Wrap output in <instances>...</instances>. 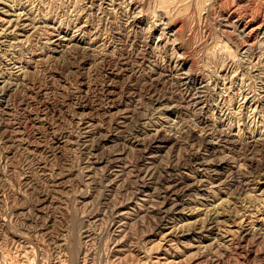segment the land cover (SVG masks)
Returning <instances> with one entry per match:
<instances>
[{
	"label": "rangeland",
	"instance_id": "1",
	"mask_svg": "<svg viewBox=\"0 0 264 264\" xmlns=\"http://www.w3.org/2000/svg\"><path fill=\"white\" fill-rule=\"evenodd\" d=\"M262 20L0 0V264H264Z\"/></svg>",
	"mask_w": 264,
	"mask_h": 264
},
{
	"label": "bare ground",
	"instance_id": "2",
	"mask_svg": "<svg viewBox=\"0 0 264 264\" xmlns=\"http://www.w3.org/2000/svg\"><path fill=\"white\" fill-rule=\"evenodd\" d=\"M234 13V12H233ZM237 12H235V15H237L236 14ZM17 14V13H16ZM251 15V14H250ZM241 17H243V16H241ZM258 17V16H257ZM256 17V18H257ZM237 18V17H236ZM235 18V19H236ZM239 18V17H238ZM251 18V17H250ZM255 18V17H254ZM254 18H252V19H254ZM244 19V18H243ZM237 20V19H236ZM258 20H260V19H258ZM262 22V27L264 28V20H262L261 21ZM260 23V22H259ZM232 25V24H231ZM259 25V24H258ZM237 26V25H236ZM239 26V25H238ZM242 26V25H241ZM240 26V27H241ZM243 27V32L247 35V37L248 38H251V36H252V29L250 30V28H251V25L250 24H248V22L246 21L245 23H244V25L242 26ZM258 27V26H257ZM253 30H255V29H253ZM264 31V30H263ZM263 34V33H262ZM258 35V34H257ZM261 37V36H260ZM177 65V64H176ZM189 72V71H188ZM184 73V72H183ZM185 74V73H184ZM2 75V74H1ZM186 75H187V73H186ZM189 76V75H188ZM183 78V77H182ZM188 78V77H187ZM204 86V85H203ZM5 88V87H4ZM10 88V87H9ZM2 92V91H1ZM203 92V91H202ZM4 93V92H3ZM3 95V94H2ZM0 96H1V94H0ZM201 101V100H200ZM178 204V203H177ZM175 205V204H174ZM207 213V212H206ZM246 218V217H245ZM212 222V221H211ZM212 228V227H211ZM193 229V228H192ZM204 229V228H203ZM27 251V250H26Z\"/></svg>",
	"mask_w": 264,
	"mask_h": 264
}]
</instances>
